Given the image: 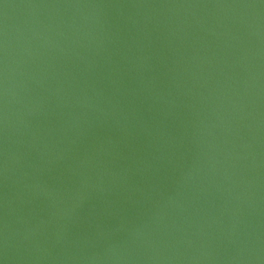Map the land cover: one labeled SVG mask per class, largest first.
<instances>
[{"label": "water", "instance_id": "obj_1", "mask_svg": "<svg viewBox=\"0 0 264 264\" xmlns=\"http://www.w3.org/2000/svg\"><path fill=\"white\" fill-rule=\"evenodd\" d=\"M0 264H264V0H0Z\"/></svg>", "mask_w": 264, "mask_h": 264}]
</instances>
